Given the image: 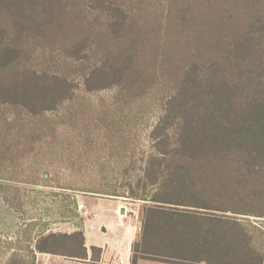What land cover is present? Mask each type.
Masks as SVG:
<instances>
[{"label":"trees","instance_id":"trees-1","mask_svg":"<svg viewBox=\"0 0 264 264\" xmlns=\"http://www.w3.org/2000/svg\"><path fill=\"white\" fill-rule=\"evenodd\" d=\"M58 153L66 164L139 154L127 166L139 189L130 198L145 202L148 239L135 253L264 264V228L253 227L259 252L241 222H264V0H0V179L31 160L51 168ZM53 179L46 169L26 183ZM0 186L4 203L29 218L26 189ZM42 186L63 191L45 192L52 207L68 191L96 193ZM73 203L69 217L59 209L79 220ZM34 223L0 240L2 264L38 255L99 262L83 224L67 233Z\"/></svg>","mask_w":264,"mask_h":264},{"label":"rangeland","instance_id":"rangeland-1","mask_svg":"<svg viewBox=\"0 0 264 264\" xmlns=\"http://www.w3.org/2000/svg\"><path fill=\"white\" fill-rule=\"evenodd\" d=\"M148 103H153L152 101H148ZM137 107H141V105H137ZM136 108V106H135ZM146 116L150 119L151 122L156 120L155 115V105H152L150 109H147ZM159 111V109H158ZM147 121V122H150ZM150 122V123H151ZM149 123V124H150ZM145 125V124H143ZM142 125V126H143ZM76 134V132H74ZM75 139L70 140L72 145H76L82 148L81 145V139L74 136ZM145 135L142 136L140 139L142 142V146H146L147 143H149L148 138H143ZM99 146V145H98ZM97 146V147H98ZM148 145L145 147L147 150ZM109 149V148H108ZM97 153V151H95ZM103 156V155H102ZM80 158H74V160H69L66 164L64 161H60V154L58 153V159L55 161V164L53 167H49V163L40 165V167L36 164L32 165L30 167V164L32 163V160L29 161L22 169V172L24 173L23 176L25 177H18L22 176L19 175L21 172L18 170L17 167H13L14 170H9V172L3 173V179H0V184H12L14 187H22L26 189L30 197L29 208L31 209L29 215L30 217H26V220L23 219L22 216H20L19 213L15 212L13 209L9 208L2 199V186H0V240L4 243V246L6 241H14L20 234L21 230L25 228V224L31 222L32 224H35L38 222L37 229H34L35 231H39L40 224L41 227L47 226V228L50 231H56V232H67L71 233L75 231L78 226H81L83 224V229L85 231V234L91 239H96L98 242L97 236L94 234L93 230L89 228V230H86L85 223L87 221L88 216H91L93 214L92 210H100L101 213L106 214L111 209H113L116 205H121L129 210V214H135V225L129 224V234L126 237V243H122L121 247L123 249V252L129 251L130 249V242L135 240V243L133 245V248L135 244H139L138 248H145L146 243L144 244V239H148L146 235L143 234V219H142V210L144 208L145 202L142 200H136L130 198L131 194L130 192L138 191L137 188V182H136V172L134 170L129 171L127 166H129L132 163V160H135L139 157V154L133 158L129 157L125 159L124 161H121L119 157L110 159V158H103V160L100 161V163H92L87 162V160H84L82 156H79ZM101 157V153L99 155ZM80 159V160H79ZM40 162L43 160L41 158L38 159ZM64 163V164H63ZM30 167V168H29ZM39 167V168H38ZM37 170H36V169ZM49 169L52 176H53V183L47 182L42 183V185L47 184H54L57 185L58 183H68L71 185H76L78 187L84 188L91 192L96 193H82V192H74V191H68V198L64 202L62 201V198H59V201L57 205L54 207L51 206L49 198L51 196H48L45 192H55V193H61L63 192L61 189L53 188L51 187H45L42 185L34 186L32 184L26 183L29 178L39 175H42V173ZM61 170V175L59 174V171ZM13 176V177H12ZM57 177L59 180H57ZM129 177V179H128ZM8 179V180H4ZM14 180V181H9ZM130 183L129 186L127 183ZM9 181V182H8ZM30 182H33V180L30 179ZM36 193V194H35ZM40 193V194H38ZM118 193L120 196H115L113 194ZM37 198H34L36 197ZM79 202V213H80V219L79 220H70L65 219L66 217L62 216V211H60L59 207L66 209V212L68 214V217L71 216L70 211L74 208V201ZM63 202L62 205H60V202ZM73 203V204H72ZM83 205V207H81ZM81 207V208H80ZM88 210L90 211L88 213ZM140 213V217H139ZM246 219H241V222L244 223V228L246 229V232L248 235L253 236V242L255 243V246H259L263 241V234L262 232H257L253 229V227H257L258 229L262 230L264 228V222L261 220H257L255 218H250V221H245ZM25 221V222H24ZM41 221V223L39 222ZM251 223V224H249ZM31 225V224H29ZM208 224H204V227ZM217 225L213 226V230H216ZM207 227V226H206ZM262 228V229H261ZM106 229L104 228V231ZM34 231V232H35ZM255 231V232H254ZM101 237L103 238V235L101 231L99 232ZM117 232L115 231L111 233L112 238L104 239V242H109V247L111 252H116V249H120L118 246L120 245V242L117 239ZM110 236V237H111ZM166 236V235H165ZM168 237L172 239H177L180 235L177 233L174 235V237H171L170 235H167ZM104 237H108L105 236ZM103 240V239H102ZM102 240H99L102 242ZM189 240H185L184 247H189L188 242ZM146 242V241H145ZM164 242V241H162ZM166 242V240H165ZM167 243V242H166ZM182 244V245H183ZM189 250V248H187ZM102 251V249H101ZM256 251L262 252V248L258 247L256 248ZM95 253V254H94ZM93 254L96 255V252ZM103 252H101L102 254ZM6 255H2L0 257V264L4 262L7 258ZM101 257V255H100ZM104 263L111 264L109 260H105ZM36 264H95L93 262H82V261H70L61 257L57 256H51V255H38L37 256V262Z\"/></svg>","mask_w":264,"mask_h":264},{"label":"crops","instance_id":"crops-1","mask_svg":"<svg viewBox=\"0 0 264 264\" xmlns=\"http://www.w3.org/2000/svg\"><path fill=\"white\" fill-rule=\"evenodd\" d=\"M79 203V202H78ZM83 207V205L81 206ZM80 207V208H81ZM122 208L125 209V214H121ZM90 211L88 210V213ZM93 214L88 216L87 221L85 223L86 230L92 229L94 234L98 238V242L96 239H91L86 235V245L89 250V258H91V248L96 247L102 249V254L99 259V262H93L95 264H106L105 260H109L111 264H133L134 258L136 259L135 264H220L216 260H203L197 259V257H206V254H198L196 252L189 251H177L173 252L170 255H160V254H144V253H135L133 245L134 241L130 242L129 251L123 252L121 247L122 243H126V237L129 234L130 228L129 224L135 225L134 213L129 214L128 208L116 205L113 209H111L108 213L103 214L100 210H92ZM90 214V213H89ZM140 217V213H139ZM104 228L106 229L104 231ZM101 231L103 238L99 234ZM112 231L117 232V239L120 242L118 246L120 249H116V252H111L109 247V242H104V239L112 238ZM108 236L107 238L104 237ZM111 236V237H110ZM103 239V240H102ZM99 240H102L99 241ZM211 256V255H209ZM87 262H90L87 261Z\"/></svg>","mask_w":264,"mask_h":264},{"label":"water","instance_id":"water-1","mask_svg":"<svg viewBox=\"0 0 264 264\" xmlns=\"http://www.w3.org/2000/svg\"><path fill=\"white\" fill-rule=\"evenodd\" d=\"M121 214H125V209L124 208H122V210H121Z\"/></svg>","mask_w":264,"mask_h":264}]
</instances>
